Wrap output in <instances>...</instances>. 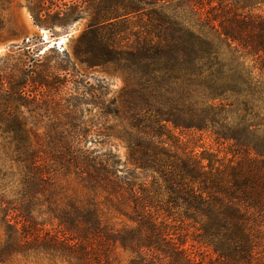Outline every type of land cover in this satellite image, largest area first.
Here are the masks:
<instances>
[{
  "label": "trees",
  "instance_id": "trees-1",
  "mask_svg": "<svg viewBox=\"0 0 264 264\" xmlns=\"http://www.w3.org/2000/svg\"><path fill=\"white\" fill-rule=\"evenodd\" d=\"M24 1L39 28L87 26L72 55L0 58V138L19 170L1 199L10 256L264 264V0ZM77 63L126 86L109 97ZM190 130L220 148L197 153Z\"/></svg>",
  "mask_w": 264,
  "mask_h": 264
},
{
  "label": "rangeland",
  "instance_id": "rangeland-1",
  "mask_svg": "<svg viewBox=\"0 0 264 264\" xmlns=\"http://www.w3.org/2000/svg\"><path fill=\"white\" fill-rule=\"evenodd\" d=\"M259 8L261 13L264 14V6ZM1 13L5 27L0 32V58L17 52L19 48H22L20 51L23 52L25 50H37L41 55L53 48L60 54L67 51L72 55L74 40L87 26V21L83 20L75 23L66 31L57 29L55 33L45 28H39L34 24L24 0H7ZM77 68L85 76L84 78L91 83H95L96 80L105 82L109 88V97L118 96L126 86L125 77L112 68L87 69L79 63H77ZM175 133L182 134L179 130H176ZM186 133L197 138L193 144L197 153L202 151V147L214 150L220 148L214 137L207 132L202 133L190 130ZM3 143L4 140L0 138V258L4 261L0 264H33L27 259L15 257V255L10 256L12 253L11 249L6 246V241L11 246L13 244L7 238L10 236L8 233V221L11 222V225L14 224L15 213L10 210L11 206L7 204L1 206V199L11 201L13 198L19 179V170L14 165V156L9 155L7 151L4 152ZM112 143L114 151L119 155L121 161L125 163L127 151L124 145L117 141ZM192 245L189 240L185 247L193 252L197 251V248H192Z\"/></svg>",
  "mask_w": 264,
  "mask_h": 264
}]
</instances>
